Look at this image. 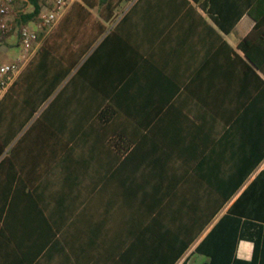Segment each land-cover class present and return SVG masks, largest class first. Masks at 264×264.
Masks as SVG:
<instances>
[{
    "label": "crops",
    "instance_id": "crops-1",
    "mask_svg": "<svg viewBox=\"0 0 264 264\" xmlns=\"http://www.w3.org/2000/svg\"><path fill=\"white\" fill-rule=\"evenodd\" d=\"M26 1L11 5L0 64L23 50L18 20L31 10ZM90 1L93 7L77 0L88 9L78 18V47H89L77 68L111 31L97 73L122 114L109 113V139L87 144L94 150L92 167L78 177L49 178L47 184L64 181L54 191L35 180L39 207L16 203L18 245L0 244V264L161 261L175 248L164 214L181 215V201L198 198V185H209L205 193L212 197V185L230 184L240 186L175 264H209L197 246L226 214L251 222L250 237L236 241L235 264H264V158L254 164L264 149V73L240 46L257 25L250 14L257 0H212L214 13H225L224 27L203 6L209 9V0H110V22L101 0ZM49 5L54 0H46L44 10ZM70 10L49 31L31 25L42 35L36 51ZM257 12L264 24V12ZM100 23L107 26L101 35ZM250 50L264 55V31Z\"/></svg>",
    "mask_w": 264,
    "mask_h": 264
},
{
    "label": "trees",
    "instance_id": "trees-1",
    "mask_svg": "<svg viewBox=\"0 0 264 264\" xmlns=\"http://www.w3.org/2000/svg\"><path fill=\"white\" fill-rule=\"evenodd\" d=\"M45 1L27 0L31 10L23 13L18 22L30 27L37 24L41 13L45 11ZM83 1L89 7L94 6L93 1ZM101 2L104 5L102 16L105 22H110L115 7L110 6V0ZM209 5L208 9L203 4L210 14H217L218 24L224 27V11L217 9V13H214L216 9L212 8V0H209ZM52 8L49 5L48 10ZM87 10V7L77 1L72 4L69 15L65 16L33 54L0 101V244L7 240L15 243L16 247L18 245V233L12 230L16 203L24 206L31 203L39 207L40 194L36 189L39 182L54 191L64 185V181L60 185L47 184L49 178L66 180L69 177H78L83 170L92 167L90 165L95 159L94 150L92 147L89 149L87 144L96 139H109V113L122 114L118 105L111 101L108 87L103 89L99 86L97 73L96 63L103 46L110 40L111 31L77 68L89 50L88 46L78 47L77 41L78 18L82 13H87ZM258 10L264 12V0H257L252 5L250 14L256 18L257 25L240 46L264 73V55H254L250 50L255 37L264 31ZM229 11L232 12L230 9ZM32 29L36 31L38 39L41 38V33ZM106 31V24L100 23V35ZM123 154L124 151L118 152L116 158L121 160ZM263 158L264 149L258 152L254 164ZM253 168L246 169L247 175ZM37 179L39 182L35 181ZM212 186L216 188L215 193H211L212 197L205 193L209 185H198V198L181 201V215L176 214L173 217L164 214L166 237L171 239L175 248L161 255L164 261L158 259L147 264H175L240 185ZM223 186H227L224 191ZM246 220L242 222L239 217L224 215L197 246V252L207 255L210 258L209 264H235L236 241L242 237H250L246 230L251 222ZM20 233L21 238L27 239L29 236L25 230Z\"/></svg>",
    "mask_w": 264,
    "mask_h": 264
},
{
    "label": "built area",
    "instance_id": "built-area-1",
    "mask_svg": "<svg viewBox=\"0 0 264 264\" xmlns=\"http://www.w3.org/2000/svg\"><path fill=\"white\" fill-rule=\"evenodd\" d=\"M14 1L15 0H0V39L5 38L12 28L8 21V15L10 14L11 5ZM76 1L77 0H54V7L41 13L38 26L48 31L51 30ZM19 33L23 45L20 57L11 63L0 64V101L36 51L33 47L38 42L36 31L29 25L21 23L19 26Z\"/></svg>",
    "mask_w": 264,
    "mask_h": 264
},
{
    "label": "rangeland",
    "instance_id": "rangeland-1",
    "mask_svg": "<svg viewBox=\"0 0 264 264\" xmlns=\"http://www.w3.org/2000/svg\"><path fill=\"white\" fill-rule=\"evenodd\" d=\"M198 264H203V263L200 261V259L198 260Z\"/></svg>",
    "mask_w": 264,
    "mask_h": 264
}]
</instances>
